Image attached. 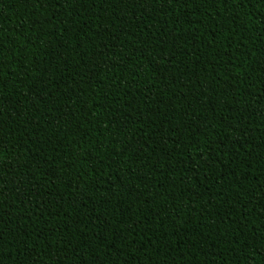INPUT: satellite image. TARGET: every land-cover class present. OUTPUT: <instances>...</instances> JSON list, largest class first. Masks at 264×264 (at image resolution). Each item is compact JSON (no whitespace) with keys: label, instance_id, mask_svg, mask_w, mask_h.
Instances as JSON below:
<instances>
[{"label":"trees","instance_id":"1","mask_svg":"<svg viewBox=\"0 0 264 264\" xmlns=\"http://www.w3.org/2000/svg\"><path fill=\"white\" fill-rule=\"evenodd\" d=\"M0 264H264V0H0Z\"/></svg>","mask_w":264,"mask_h":264}]
</instances>
